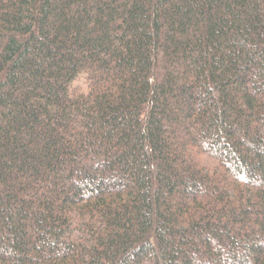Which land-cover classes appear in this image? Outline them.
<instances>
[{
  "label": "trees",
  "instance_id": "obj_1",
  "mask_svg": "<svg viewBox=\"0 0 264 264\" xmlns=\"http://www.w3.org/2000/svg\"><path fill=\"white\" fill-rule=\"evenodd\" d=\"M0 264H264V0H0Z\"/></svg>",
  "mask_w": 264,
  "mask_h": 264
}]
</instances>
